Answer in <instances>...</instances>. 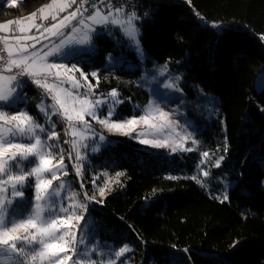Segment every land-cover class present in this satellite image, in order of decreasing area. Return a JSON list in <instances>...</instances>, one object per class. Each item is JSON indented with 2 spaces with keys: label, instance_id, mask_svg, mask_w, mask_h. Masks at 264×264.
Returning a JSON list of instances; mask_svg holds the SVG:
<instances>
[{
  "label": "trees",
  "instance_id": "obj_1",
  "mask_svg": "<svg viewBox=\"0 0 264 264\" xmlns=\"http://www.w3.org/2000/svg\"><path fill=\"white\" fill-rule=\"evenodd\" d=\"M48 1L20 0L11 7L0 0V20L27 16ZM135 2L148 64L178 67L188 82L198 76L203 89L217 95L225 123L221 144L226 159L234 162L231 178L235 181L228 200L210 198L193 180L164 175L162 167L168 159L164 150L141 145L128 136L107 134L113 143L92 153L89 167H94L93 172L100 169L112 176L124 175L117 177L105 197L97 199L103 203H87L88 214L97 223L96 233L101 240L121 234L122 240L133 242L135 264H168L163 254L173 248L189 249L191 264H223V259L233 264H264V87L256 89L258 75L264 71V0ZM199 12L221 23L223 34L203 25ZM114 34L95 37L94 59L84 69L99 68L95 90L106 94L116 89L125 101V111L130 112L129 100L138 98L143 103L148 95L137 84L141 67L104 68L109 53L123 60L136 59L124 41L115 43ZM184 88L193 93L189 83ZM39 90L28 83L22 92L27 99L21 103L41 121ZM54 119L63 137L64 124ZM72 161L64 158L65 178L81 192ZM87 176L89 196L91 173ZM26 192L31 198V187ZM151 196L153 202L146 204Z\"/></svg>",
  "mask_w": 264,
  "mask_h": 264
},
{
  "label": "snow or ice",
  "instance_id": "obj_2",
  "mask_svg": "<svg viewBox=\"0 0 264 264\" xmlns=\"http://www.w3.org/2000/svg\"><path fill=\"white\" fill-rule=\"evenodd\" d=\"M74 4H77V0H64L59 4L53 0V3L39 9L40 17L47 19L48 15H51V19L57 21V15ZM9 6L15 7L16 0H9ZM89 8L92 9L91 12ZM45 9L50 11L46 14ZM36 16L37 13L33 12L26 19L32 21L31 27L39 30L41 25L35 23L34 17ZM145 16L147 17L149 14L146 13ZM141 19L135 11L126 12L124 5H114V0H79L74 11L65 15L58 22L52 23L50 27L43 28L41 36L45 39L47 37H44V33L53 37H62L58 45L44 52L43 55L37 51L29 52V48L34 49L35 44H21V40H33L35 37H14L19 46L15 54L8 40L0 37V39H4V50L7 51V58L0 55V62L4 64V67L0 68V122H2L0 123V264H84V258L87 255L79 246L85 243L89 227L86 215L88 205L73 203L69 206H60L57 209V200L65 199L62 193L68 185L65 182L54 185V181H58L60 175L66 176L68 172L67 166L64 164V156L61 154L57 158L56 153L52 151L56 146L48 144L47 140H59L60 136L55 130V123L51 124V130H49L29 113L27 106L19 107L18 101L24 102L27 99L22 95L28 84V81L23 77L30 78L31 83L43 89L50 96L53 103L48 108L37 105L38 109L45 113L47 119L51 121V115H48L49 110L53 115L59 114L65 117L69 121L68 127L71 130L66 134L79 136L80 140H83V134L75 131V125L71 122L75 119L87 125V121H85V115H87L96 119L109 132L136 139L142 145H150L153 148L170 147L172 152L194 150L184 147L183 141L192 140L193 144H197L198 141L187 133L181 135L177 132V121L171 119L172 113L164 111L159 105L149 102L145 108V114L138 117L134 115L124 120H114L113 117L118 116V106L125 103L119 98L116 89L111 90L108 94L110 100L97 98L93 101L87 98L92 95L93 85L91 84L88 85L84 97L77 99L67 88L47 82L48 78L53 75V70H56L54 75L57 79H60L62 75L67 76L68 73L79 72L80 77L87 80L88 74L77 64L68 67L64 63L47 62V58L53 53L59 52L65 44L88 45L92 41L93 33L100 34L92 25L111 24L117 26V30L123 32L132 41L129 45L130 50L134 51L138 57H143L145 53L140 39L143 36V25L139 23ZM72 21H77L80 27L73 25ZM16 23L19 24L20 21H16ZM214 26L219 27L218 25ZM66 28H70L69 33L63 31ZM0 29L8 30V24L0 25ZM20 31L26 30L21 28ZM77 31H83L82 38L77 39L71 35ZM36 43H39V40ZM94 49L95 45L93 44L91 49L86 48L80 51L87 54ZM72 54V50L64 53V55ZM108 58H112L111 53L108 54ZM166 71L167 64L163 66L161 75ZM3 72L8 75L2 74ZM90 75L97 78L96 71L91 72ZM68 80L72 82L74 89L81 87L74 76H68ZM165 87L173 88L175 85L168 83L165 84ZM176 90L180 91L179 88ZM73 102L80 107L74 108ZM105 106L107 107V116L105 119H99L97 112H100ZM70 111L75 114H70ZM141 124L152 130V139L144 138L148 133L137 130L138 125ZM165 129L169 130L167 136H163ZM40 133H45L47 140L43 139ZM133 133L136 135L133 136ZM157 135H161L162 138H156ZM100 140H105V137L101 136ZM64 143H69V141H64ZM71 144L77 161L73 167L76 175L82 178V166L79 161L84 157L81 156L77 147L78 141L72 140ZM96 150L93 148V151ZM226 150L227 148H225ZM30 157H37L38 164L33 166L34 162L29 159ZM202 157L204 159L200 161L201 164L205 162V159H210L207 151L202 153ZM54 159L56 163H53ZM69 159H71V154H69ZM223 160L224 157L221 156L215 161V166L220 167ZM28 168L30 171L27 170ZM45 174H49L50 178H46ZM208 174L206 171L203 172L204 176H208ZM116 175L119 177L124 173L118 172ZM4 176L6 179L3 178ZM29 177H35L34 203L25 197V189L33 187ZM191 178L200 183L197 177ZM169 179H177V177L172 176ZM93 183H95V179ZM80 187H84L83 183ZM9 189L11 190V199L4 195ZM106 195L105 188L100 187L99 196L103 198ZM75 198L76 193H72L71 199L75 201ZM84 199L103 203L102 199L97 201L95 196L90 197L87 193H84ZM223 199L228 200V196L225 195ZM22 202L26 205L23 210L9 211V208L15 209ZM77 209L81 211L77 212ZM238 243V241L234 242L233 246L235 247ZM130 251L131 248L127 245L119 247L117 251H114V257L118 259L109 260V264H126L125 254ZM184 251L189 252L190 250L185 249ZM93 254H95V249H93ZM167 259L168 264H181L180 260L174 257ZM89 264H95V261H90ZM154 264H160V262L155 261Z\"/></svg>",
  "mask_w": 264,
  "mask_h": 264
},
{
  "label": "rangeland",
  "instance_id": "obj_3",
  "mask_svg": "<svg viewBox=\"0 0 264 264\" xmlns=\"http://www.w3.org/2000/svg\"><path fill=\"white\" fill-rule=\"evenodd\" d=\"M2 1V0H1ZM5 4H9V0H3ZM20 0H16V4ZM64 0H56V3H63ZM123 4L125 7L126 12L135 11L133 7H129L128 0H123ZM53 3V0H49L48 2L44 3L41 7ZM79 4V0H77V4H74L72 7L67 8L64 12H61L57 15V21H53L51 19V15H48L47 19H41L39 7L37 9L38 15L34 17L35 23L41 25V28L38 30L35 27H31L32 21L23 22L20 18H13L8 24V30L2 32L0 30V37L6 38L8 43L12 46L13 52L15 54L16 50L18 49V45L14 37H22V36H32L35 37L33 40H21V44L33 45L35 44V48H29V52L37 51L40 55H43L44 52L51 50L56 45L60 43L62 37H53L49 36L48 33H44V37L41 36L44 27H50L52 23L58 22V20L62 19L65 15H68L71 11H74ZM50 10L45 9L46 14ZM91 12L92 9L89 8ZM136 12V11H135ZM137 13V12H136ZM88 15V13H85ZM26 17V16H23ZM22 17V18H23ZM199 19L201 23L205 26H208L214 29L218 35L223 32V25L221 23L213 21L210 16L206 12H199ZM16 21H20L19 24ZM73 25H76L78 28L80 27L77 21H72ZM214 25H218L219 27H215ZM97 29L98 33H115V40L116 44H120L118 40H122L125 42V46L129 48V45L132 41L126 37L123 32L117 30V26L106 24V25H92ZM24 28L26 31L21 32L20 29ZM65 33L70 32V28L63 29ZM92 34V41L88 45H81L78 43H69L65 44L59 52L53 53L52 56L47 58V62H56V63H64L68 67H71L72 64H77L78 67H81L83 71L88 74L87 80L85 81L83 78L80 77L79 72L75 73H68L67 76L62 75L60 79H57L54 75L56 70H53V75L48 78L47 82L52 84H58L61 87L67 88L70 92H72L73 96H76L77 99H81L84 97V93L87 91L88 85H93L92 95L88 96L87 98L90 100L99 99H109L110 97L108 94L111 90L106 93H99L95 89L97 86V78H93L90 73L93 71L99 72V68H90L89 70L84 69V66L87 62H90L91 59H94L95 56V37L97 35ZM72 36L76 37L77 39L82 38L83 31H77L75 33H71ZM262 40H264V35L261 36ZM4 43V39H1ZM39 40V43L36 41ZM95 45V49L93 51L84 54L80 50L82 49H91L92 45ZM145 55L143 57H138L136 55V59H121L119 57L112 56L111 59L108 58V54L104 57V68H112V71H116L121 67L127 69H133L135 67H141L142 72L137 80V84H139L147 93L148 98L141 103L138 98H134L133 100H129V105L131 107L130 112L125 111V107L120 105L118 106V116L113 117L114 120H124L131 118L132 116H140L145 114V108L152 102L153 105H159L164 111H168L172 113L171 119L177 121L176 131L179 132L181 135H185L186 133L191 135L193 139L198 141L197 144H193L192 140H185L183 141L184 147L193 148L194 150L191 152L185 151H176L172 152L170 147L164 148H154L156 150H164L168 159L165 161L162 167V171L166 177L172 176H179L184 179H191L193 180L197 186L210 198L216 200H224V196L229 193L230 188L234 183V179L231 178V175L235 173V166L233 161H228L226 159V154L223 150L221 141H222V131H225V123L223 117L221 116L219 110V99L217 95L212 91H206L203 89L201 79L198 76H195L191 82H188L184 76L183 71L178 67H168L167 71L161 75L163 71V64H148L147 62V53L146 49L143 47ZM70 50L73 51L72 55H64V53L69 52ZM63 72V70H60ZM68 76H74L75 80L79 81L81 87L79 89H74L72 87V82L68 80ZM179 77V79H177ZM63 81V83H61ZM99 81V79H98ZM189 83V85L193 89V93H187L184 88L185 83ZM173 83L175 87L173 88H166L165 84ZM264 87V71H262L257 78L256 89L259 90ZM38 88V87H37ZM179 88L180 91L176 89ZM41 89V88H40ZM113 90V89H112ZM154 90L156 94L154 95ZM119 93V92H118ZM26 97L25 93H22ZM19 107L24 108L25 106L19 102ZM52 100L50 96H42V98L38 101L37 105H42L44 108H48L52 104ZM73 107L78 109L80 105L73 102ZM38 112L42 115L43 120L38 122L44 126H46L49 130H51V124L56 122L54 118H57L61 123H63V137L60 135L59 140H47L45 133H40L41 137L47 140L48 144H54L56 147L52 149L53 152L56 153L57 158L59 155H63L64 158L69 154H71L72 167L74 164L77 163L75 156L76 153L72 148L71 141L76 140L78 141L77 147L79 148L80 154L84 157L83 160L79 161V164L82 166V173L83 177H78V182L83 183L84 187L81 188V192L76 190L75 188L71 187V183L68 179H66L65 175H60V179L58 181H54V185H58L61 182H65L68 187L62 193L65 199H58L57 200V209L60 206H69L73 203H88V200H85L81 194L88 192L85 190L86 187V180L88 179L87 172L91 173V196H95L96 200L101 198L99 196V188L104 187L105 192H108L112 186L117 181L116 176L109 175L106 171L98 169V171H94V167L91 166L92 162V153H99L103 147L107 145H111L113 143L112 139L108 137L107 134H119L115 132H109L106 127L102 126L96 119H93L90 116L85 115V121H87V125L82 124L79 120H73L71 123L75 125V131L80 132L83 134V140H80L79 136H72L70 133V129L68 127L69 121L59 115H53L49 110L48 115H51V121L47 119L45 113H42L38 107ZM70 114L74 115V112L70 111ZM97 116L99 119H105L107 116V107H103L100 112H97ZM2 123V122H0ZM56 130V129H55ZM138 131H143L148 133L144 138L152 139V130L149 129L146 125H138ZM57 131V130H56ZM58 132V131H57ZM169 130L165 129L163 136L168 135ZM136 134L133 133V136ZM105 137V140L101 141L100 137ZM156 138H162L161 135H157ZM134 141L136 139L130 138ZM64 141H69V143H64ZM139 143V142H138ZM142 145V144H141ZM150 148V145H144ZM93 148L97 149L93 151ZM61 150H63L61 152ZM207 151L209 153L210 159H205L203 164L200 163L202 159V153ZM221 156L224 157V160L221 162L220 167L215 166V161L218 160ZM32 160L33 166L38 164L37 157H30ZM53 163H56V160H53ZM66 165V163L64 162ZM67 166V165H66ZM27 170L30 171V168ZM87 171V172H86ZM208 172V176H204L203 172ZM68 172V170H67ZM76 173V171H75ZM107 173V175H105ZM197 177L200 183L197 180L192 179L191 177ZM46 178H50L49 174H45ZM6 179V176L3 177ZM95 179V183L93 180ZM29 181L32 183V197H28L26 195L25 189V197L28 201H33L34 196V184H35V177H29ZM261 186L264 189V180L261 182ZM72 193H76L75 201L71 199ZM7 198L11 199V190L4 194ZM154 197L151 196L147 201L146 204L152 203ZM91 202V201H90ZM7 207V205H6ZM26 207V205L22 202L17 208H9V211H21ZM246 209H242L244 211ZM80 209H77V212H80ZM88 217V230L87 235L85 238V243L80 245L79 247L87 253L84 258V264H89L90 261H95V264H109V260L111 259H118L114 257V251H117L119 247L127 245L131 248V251L126 253V264H135L133 259L135 256V245L133 242H127L126 240H122V235L118 234L113 236L111 240H101L96 233L95 226L97 223L95 220L89 216ZM126 234L124 233L123 236ZM79 238V236H78ZM117 238L119 241H117ZM91 241V243H89ZM93 249H95V254H93ZM163 256L165 257L164 261L168 262L167 258L174 257L177 260H180L181 264H191L190 257L184 250L179 248H173L166 251ZM223 264H233L229 260L223 259Z\"/></svg>",
  "mask_w": 264,
  "mask_h": 264
},
{
  "label": "built area",
  "instance_id": "obj_4",
  "mask_svg": "<svg viewBox=\"0 0 264 264\" xmlns=\"http://www.w3.org/2000/svg\"><path fill=\"white\" fill-rule=\"evenodd\" d=\"M127 1V0H126ZM128 2H129V6H131V7H135L136 6V2H135V0H128ZM124 2H123V0H114V5H121V4H123ZM33 12H36L37 13V10H34V11H32L31 13H33ZM30 13V14H31ZM0 55H3L5 58H7V51L6 50H4V43H3V41L0 39ZM4 67V64H3V62H0V68H3ZM23 79H25V80H27L28 81V83H30V84H32V85H34L33 83H31V80H30V78H28V77H23ZM36 86V85H35ZM39 93H40V95L41 96H45V97H47V96H49V95H47L45 92H44V90L43 89H40L39 90Z\"/></svg>",
  "mask_w": 264,
  "mask_h": 264
},
{
  "label": "crops",
  "instance_id": "obj_5",
  "mask_svg": "<svg viewBox=\"0 0 264 264\" xmlns=\"http://www.w3.org/2000/svg\"><path fill=\"white\" fill-rule=\"evenodd\" d=\"M30 15V14H29ZM29 15H27L26 17H20V19L23 21V22H28L29 20H27L26 18L29 16ZM37 15H38V11H37ZM13 18H8V19H6V20H0V25H2V24H6L7 22H10L11 20H12ZM2 32H4L5 30L4 29H0ZM2 74H4V75H8V73H6V72H3Z\"/></svg>",
  "mask_w": 264,
  "mask_h": 264
}]
</instances>
